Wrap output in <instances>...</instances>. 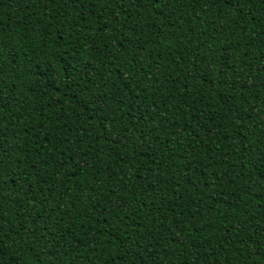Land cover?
<instances>
[{
    "label": "trees",
    "instance_id": "16d2710c",
    "mask_svg": "<svg viewBox=\"0 0 264 264\" xmlns=\"http://www.w3.org/2000/svg\"><path fill=\"white\" fill-rule=\"evenodd\" d=\"M0 264H264V0H0Z\"/></svg>",
    "mask_w": 264,
    "mask_h": 264
}]
</instances>
